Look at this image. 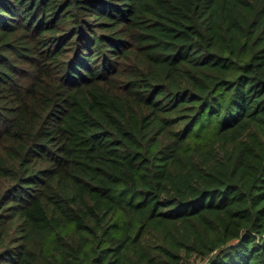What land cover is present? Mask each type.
<instances>
[{
  "label": "trees",
  "instance_id": "obj_1",
  "mask_svg": "<svg viewBox=\"0 0 264 264\" xmlns=\"http://www.w3.org/2000/svg\"><path fill=\"white\" fill-rule=\"evenodd\" d=\"M264 264V0H0V264Z\"/></svg>",
  "mask_w": 264,
  "mask_h": 264
},
{
  "label": "rangeland",
  "instance_id": "obj_2",
  "mask_svg": "<svg viewBox=\"0 0 264 264\" xmlns=\"http://www.w3.org/2000/svg\"><path fill=\"white\" fill-rule=\"evenodd\" d=\"M186 264H201V262L199 260H197V259H191Z\"/></svg>",
  "mask_w": 264,
  "mask_h": 264
}]
</instances>
